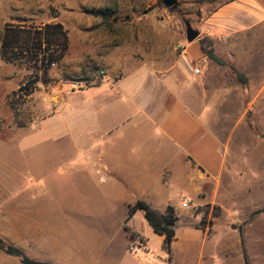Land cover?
<instances>
[{"label":"crops","instance_id":"obj_1","mask_svg":"<svg viewBox=\"0 0 264 264\" xmlns=\"http://www.w3.org/2000/svg\"><path fill=\"white\" fill-rule=\"evenodd\" d=\"M207 23L209 49L235 68L244 83L204 57L197 38L185 47L200 75L182 59L147 63L137 61L132 52L113 51L101 60L107 77L100 85L80 90L78 99H64L56 115L66 119L65 131L54 136L65 156L89 163V168L82 164L73 172L82 187L102 192L97 198L111 203L104 206L124 209V247L116 248L99 234L93 247L65 250L45 263L245 264L247 255L252 258L249 234L243 238L223 220L209 221L211 213L206 224V212L199 208L219 206L222 216L225 211L226 188L219 182L228 152L213 131L219 114L239 113V122H246L248 113L264 114V0H227ZM236 97L243 103L232 106ZM257 119L263 117L256 115ZM52 122L47 124L49 131L54 129ZM31 176H37L33 169ZM183 197L191 200V210L182 207ZM138 201L162 214L172 207L178 218L170 252L164 249L165 236L159 235L162 257L150 254L149 239L133 223L138 217L145 219L144 212L128 220L129 208ZM61 216L72 223L62 212ZM127 223L137 233L134 240L124 231ZM133 243H142L138 259L126 256Z\"/></svg>","mask_w":264,"mask_h":264},{"label":"rangeland","instance_id":"obj_2","mask_svg":"<svg viewBox=\"0 0 264 264\" xmlns=\"http://www.w3.org/2000/svg\"><path fill=\"white\" fill-rule=\"evenodd\" d=\"M226 1L177 0L174 7L168 8L164 0H0L2 242L43 262L53 260L65 250L91 248L99 234L123 249L120 223L124 209L104 206L111 203L97 198L104 195L102 192L82 187V180L73 172L82 164L89 168V163L76 155L70 159L64 155L54 132L62 135L66 119L56 114L64 99H78L80 90L103 82L107 72L101 67V60L110 52H132L137 61L147 63L180 60L179 47L188 44L187 23L200 33L197 40L201 47L208 49L212 40L206 34L207 18ZM55 23L62 24L68 34L65 58L49 70L48 82L37 84L38 90L32 95H14L21 85L33 80V70L26 64L1 58L5 30L11 26L35 29ZM221 67L222 72L228 70L237 78L232 70L235 68ZM102 70L105 76L98 77ZM81 94L89 96L90 91ZM241 101L236 97L230 104L238 106ZM240 115L219 114L213 130L228 152L219 182L226 188L222 193L224 215L216 205L199 210L206 212V224L211 213L209 221L223 220L238 232L242 228L243 238L249 234L254 249L252 258L247 255L248 263L264 264V212L251 218L254 212L264 210V114L248 113L246 122H239ZM256 115L263 120L255 121ZM50 121L58 123L50 124L53 131L47 129ZM31 169L37 176H31ZM177 196H182L181 192ZM185 212L188 211H182L183 215ZM143 220L146 223L142 229ZM133 223L149 239L150 254L159 258V235L145 219L138 217ZM123 228L128 236L137 235L129 223ZM125 251L132 259L142 255L139 249L137 253ZM0 264L22 263L0 250Z\"/></svg>","mask_w":264,"mask_h":264},{"label":"trees","instance_id":"obj_3","mask_svg":"<svg viewBox=\"0 0 264 264\" xmlns=\"http://www.w3.org/2000/svg\"><path fill=\"white\" fill-rule=\"evenodd\" d=\"M69 49V38L63 25L60 23L46 24L42 28H26L19 26L8 27L1 42V58L6 62L26 64L33 70V80L27 81L14 93L21 98L29 97L38 90L37 84L48 82V73L52 67L59 65ZM204 57L219 66L225 62L214 55L211 49L202 45ZM241 82L245 78L232 69ZM137 211H143L145 219L158 235L165 236L164 249L170 252L175 238L177 217L174 209L168 207L165 214L151 208L146 202L138 201L128 210V220ZM134 239V236H131ZM0 250L11 257L17 258L22 264H49L31 259L19 249L8 246L0 239Z\"/></svg>","mask_w":264,"mask_h":264},{"label":"built area","instance_id":"obj_4","mask_svg":"<svg viewBox=\"0 0 264 264\" xmlns=\"http://www.w3.org/2000/svg\"><path fill=\"white\" fill-rule=\"evenodd\" d=\"M179 49H181V59L184 62V64L187 66V68L194 74V75H200L201 74V69L197 68V67H193L191 63H189L190 61L187 59V53H186V47L181 46L179 47ZM105 76V71H100L98 73V77H104ZM191 206V200L187 197H183V201H182V207L183 208H189ZM142 246V243H133L130 246V252L132 253H137V250L140 249ZM147 252V251H145ZM148 253V252H147ZM155 264V263H154Z\"/></svg>","mask_w":264,"mask_h":264},{"label":"water","instance_id":"obj_5","mask_svg":"<svg viewBox=\"0 0 264 264\" xmlns=\"http://www.w3.org/2000/svg\"><path fill=\"white\" fill-rule=\"evenodd\" d=\"M177 3V0H164V4L168 7H174ZM187 41L188 42H193L195 41L199 36L200 33L197 30H194L191 25L189 23H187ZM262 212H264V210H258L256 212H254L251 216V218H254L255 216L261 214ZM240 234L242 235V228L239 229ZM245 264H249L248 261L245 259Z\"/></svg>","mask_w":264,"mask_h":264}]
</instances>
